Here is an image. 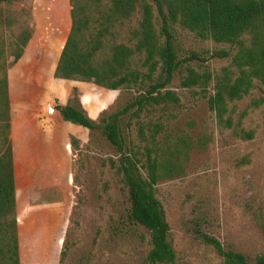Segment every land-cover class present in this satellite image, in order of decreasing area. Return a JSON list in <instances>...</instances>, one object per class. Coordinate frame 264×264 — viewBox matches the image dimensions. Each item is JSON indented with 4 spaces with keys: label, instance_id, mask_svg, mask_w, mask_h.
<instances>
[{
    "label": "trees",
    "instance_id": "obj_1",
    "mask_svg": "<svg viewBox=\"0 0 264 264\" xmlns=\"http://www.w3.org/2000/svg\"><path fill=\"white\" fill-rule=\"evenodd\" d=\"M25 1L0 0L6 7L0 11V27L10 33L8 39L0 37V264H21V257L25 264L24 250L32 253L34 248H27L28 240L22 241L20 257L8 70L22 57L35 25L32 8L5 12ZM69 4L72 26L55 78L135 92L126 105L97 120L84 109L77 88L67 105L55 106L65 121L89 132L84 145L70 137L73 173L75 159L80 161L92 145L106 139L117 156L109 159V166L128 193V218L149 234L147 263L183 264L157 197L158 184L183 172V156L193 148L187 137L173 143L159 140L183 108L180 94L170 86L185 71L183 88L212 89L208 105L218 124L242 140H253L255 133L244 126L249 112L240 113L235 120V104L260 91L249 109L262 111L264 116V0H69ZM26 12L32 26L23 20ZM176 28L224 47L213 50L209 57L191 53L181 58ZM5 55L13 60L6 63ZM210 59L227 65L203 72L192 66ZM73 179L75 182V176ZM205 239L225 264H264V253L250 262L242 253L225 250L218 240ZM50 245L45 240L44 250ZM68 250L66 239L60 264Z\"/></svg>",
    "mask_w": 264,
    "mask_h": 264
},
{
    "label": "rangeland",
    "instance_id": "obj_2",
    "mask_svg": "<svg viewBox=\"0 0 264 264\" xmlns=\"http://www.w3.org/2000/svg\"><path fill=\"white\" fill-rule=\"evenodd\" d=\"M5 8L0 4V11ZM25 8H32L37 22L42 24V44L54 39L59 47L67 25L69 30L71 27L69 0H27L5 12L13 14ZM23 20L29 22L27 12ZM1 36L8 39L10 33L0 27ZM175 36L181 58L191 53L209 57L213 50L224 47L179 28ZM12 59L5 55L4 61L9 63ZM225 65L226 61L211 59L205 64L192 63L200 72L215 71ZM186 75L185 71L177 74L170 86L180 94L183 108L159 136L160 141L170 143L187 137L193 145L183 156V172L157 186V197L170 225V240L183 264H225L205 236L253 262L264 253V116L262 111H251L249 106L252 98L261 93L256 91L253 97L235 104V120L248 110L244 126L255 133L253 140L245 141L218 124L208 105L212 89L182 87L181 80ZM78 87L84 109L95 120L115 112L135 96L134 91L114 92L91 83H79ZM86 136L87 143L89 132ZM111 157H117L115 150L101 138L82 154L80 161L79 157L75 159L68 229L62 233L54 219L41 221L43 213H34L33 221L26 222L22 233V241L31 242L27 248L34 247L32 253L24 250L25 264H60L66 239L69 250L63 264H148L149 234L128 218V193L122 190L109 166ZM66 204L69 210V187ZM47 239L51 245L44 250Z\"/></svg>",
    "mask_w": 264,
    "mask_h": 264
},
{
    "label": "crops",
    "instance_id": "obj_3",
    "mask_svg": "<svg viewBox=\"0 0 264 264\" xmlns=\"http://www.w3.org/2000/svg\"><path fill=\"white\" fill-rule=\"evenodd\" d=\"M33 18L34 36L22 57L8 70L20 257L22 233L26 222L33 221L34 213H43L41 221L54 219L62 233L67 231L74 186L70 137H77L84 145L88 132L84 127L65 121L59 111L53 114L48 111L53 105H67L75 88L82 83L54 76L71 27L69 30L67 25L59 47L54 39L42 44V24L37 22L36 12Z\"/></svg>",
    "mask_w": 264,
    "mask_h": 264
},
{
    "label": "built area",
    "instance_id": "obj_4",
    "mask_svg": "<svg viewBox=\"0 0 264 264\" xmlns=\"http://www.w3.org/2000/svg\"><path fill=\"white\" fill-rule=\"evenodd\" d=\"M49 113L53 114L54 112H56V107L53 105V107L48 109Z\"/></svg>",
    "mask_w": 264,
    "mask_h": 264
}]
</instances>
